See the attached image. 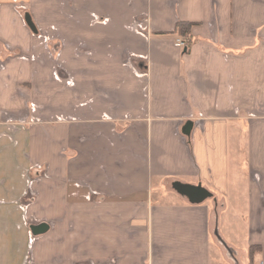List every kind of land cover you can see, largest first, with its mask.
<instances>
[{
    "label": "crops",
    "instance_id": "crops-1",
    "mask_svg": "<svg viewBox=\"0 0 264 264\" xmlns=\"http://www.w3.org/2000/svg\"><path fill=\"white\" fill-rule=\"evenodd\" d=\"M261 263L264 0H0V264Z\"/></svg>",
    "mask_w": 264,
    "mask_h": 264
},
{
    "label": "water",
    "instance_id": "water-1",
    "mask_svg": "<svg viewBox=\"0 0 264 264\" xmlns=\"http://www.w3.org/2000/svg\"><path fill=\"white\" fill-rule=\"evenodd\" d=\"M27 20L29 24L33 27V24L30 21L29 16ZM189 125L191 126V123H189ZM189 130L190 129L188 128L187 133H189ZM173 187L178 193L187 197L188 200L192 203H201L204 200L211 198L213 196L212 192H210L207 188L202 186V184L200 183L197 185H193V184H187V183H182L180 181H176L173 183ZM31 230H32L33 235L37 236V235L46 233L49 230V225L46 222H41L39 224H33L31 225ZM214 233L217 239L220 241V243H222L226 247V249L228 250V254L234 257L235 252L233 251L232 248H230L227 245L226 241L222 238L218 226H216Z\"/></svg>",
    "mask_w": 264,
    "mask_h": 264
},
{
    "label": "trees",
    "instance_id": "trees-1",
    "mask_svg": "<svg viewBox=\"0 0 264 264\" xmlns=\"http://www.w3.org/2000/svg\"><path fill=\"white\" fill-rule=\"evenodd\" d=\"M193 25H194L193 22H185V21H179L175 25L174 33H177L182 37V40L184 41L183 48L188 49L192 44L191 30Z\"/></svg>",
    "mask_w": 264,
    "mask_h": 264
},
{
    "label": "built area",
    "instance_id": "built-area-1",
    "mask_svg": "<svg viewBox=\"0 0 264 264\" xmlns=\"http://www.w3.org/2000/svg\"><path fill=\"white\" fill-rule=\"evenodd\" d=\"M176 44H177L178 46H180V47H183V46H184V42H183V40H181V39H178L177 42H176ZM261 264H264V263H261Z\"/></svg>",
    "mask_w": 264,
    "mask_h": 264
}]
</instances>
